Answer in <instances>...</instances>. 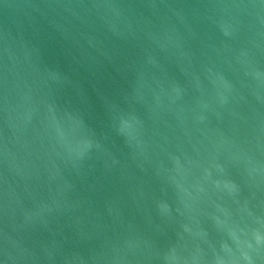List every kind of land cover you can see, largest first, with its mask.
Listing matches in <instances>:
<instances>
[{"label": "water", "instance_id": "obj_1", "mask_svg": "<svg viewBox=\"0 0 264 264\" xmlns=\"http://www.w3.org/2000/svg\"><path fill=\"white\" fill-rule=\"evenodd\" d=\"M0 264H264V0H0Z\"/></svg>", "mask_w": 264, "mask_h": 264}]
</instances>
